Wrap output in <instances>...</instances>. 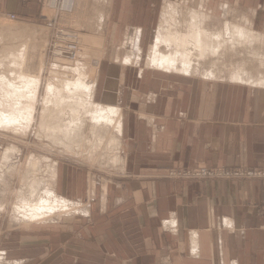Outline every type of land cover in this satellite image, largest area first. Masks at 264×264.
<instances>
[{
  "label": "crops",
  "instance_id": "0c3cea01",
  "mask_svg": "<svg viewBox=\"0 0 264 264\" xmlns=\"http://www.w3.org/2000/svg\"><path fill=\"white\" fill-rule=\"evenodd\" d=\"M206 1L218 11L213 19L237 23L236 16H243L250 21L248 29L264 36V0ZM171 2L77 4L71 27L112 44L107 51L114 61L99 66L94 99L122 112V170L117 179L90 192L84 170L57 162L55 193L75 207L81 204L83 211L51 228L13 232L5 225L0 264H264L263 181L168 175L196 167L264 170V85L148 66ZM224 8L234 15L224 18ZM40 11L41 0H0L5 21L16 14L36 22ZM181 15L186 21L188 12ZM136 37L142 39V60L120 65L128 39ZM113 48L122 55L112 56ZM263 62L246 63L254 80L264 78ZM114 66L121 68L112 75ZM107 83L116 86L113 103L103 101Z\"/></svg>",
  "mask_w": 264,
  "mask_h": 264
},
{
  "label": "rangeland",
  "instance_id": "374dc122",
  "mask_svg": "<svg viewBox=\"0 0 264 264\" xmlns=\"http://www.w3.org/2000/svg\"><path fill=\"white\" fill-rule=\"evenodd\" d=\"M82 1L75 0L76 8L77 4H80ZM171 1L169 3L171 5L180 4L176 7L179 12H172L168 8L162 18L161 28H167L166 26L173 24L175 31L182 35L187 33L188 26L192 21L191 10L200 12L204 7L207 10L213 8L211 3L206 0ZM45 4H51L50 0H41L40 17L36 22H28L18 18L11 20L8 18L10 14L7 15V21L0 19V113L9 115L23 108L22 110L20 109L19 113L16 112L15 114L17 120H20L22 118H18V116L24 115L28 111H25V108L31 107L30 109H32L34 103L37 105L34 106V108H37V113L31 124L29 120L26 124H11L7 126L10 129H3L4 125L0 126V236L3 234L2 231L5 225L13 232L30 230L32 226L36 225L51 228L55 223L65 220L70 216L73 217L75 215L74 210L77 212L83 211L84 207L80 204L76 207H71L72 209L75 208L68 213L69 215L64 212H57L55 215L33 223H28L27 219H24V216L22 214L19 215L18 211H16L23 200L22 196L28 201H36L37 198L42 197L40 194L45 192L46 189H53L54 170L57 162L72 164L84 170L88 182L87 190H90V192L93 188L94 190L96 188L101 189V186H105L110 181L117 179L118 174L122 170V143L120 136H118L117 140L115 125L110 126V129H108L94 122L92 114L95 113L96 107L93 106V103H98L95 99H93V103H89V99L86 100L87 103L83 100L80 102L81 105L84 104L82 106H78V100L77 105L74 101L68 102L64 100L61 106L65 107L63 110L60 109L61 111L52 106V104L56 105V101H46L48 96L47 86L52 85V83L58 85L61 89L65 87L66 83H74L79 73L85 72L84 70H86L87 75L91 73V76L95 78L101 63L104 66L110 60L114 61L113 59H108L111 52L107 51L111 49L112 44L109 46L106 43L105 37L88 36L79 26L76 27L75 25L74 28L71 27L70 19H72V15L76 12L75 8L71 15L65 16L66 18L63 19V22L65 26L78 30L80 33L81 58L78 63L73 64L54 59L50 50L53 31L47 27V19L53 17L54 12ZM187 4H191L192 6H186ZM187 12V20L181 21V14L184 15ZM223 13L225 14L224 18L234 15L231 14L232 12H228L227 8H224ZM226 13H230V15ZM175 14H177V19L172 18ZM236 18L237 23L235 21L229 23L233 27L231 29L232 33H235L233 34L234 40L228 42L224 39L222 47L226 49L223 52L221 51V54L217 58H215L217 55L212 53L203 58L200 57L199 59H202V61L198 64V67L192 70L193 76L215 80H231L233 74L245 73V76L251 79V81L264 79L254 80L252 77L254 75L250 74L253 71L245 67L246 63L249 62L264 61V52H259L260 48L264 49V36L262 37L256 31L248 29L247 26H250L248 19H243V16H236ZM238 18L243 19V21ZM208 21L204 24L206 29L210 31L221 30L223 34L227 20H215L211 17V20L208 19ZM239 28L244 30V35L238 38L237 30ZM243 40L246 42V45L243 44ZM125 43L126 40H124ZM126 48L127 53L125 55L131 54L135 50L132 49L131 51L129 46ZM171 48L164 47L163 51L170 53L172 51ZM112 50V56L122 55V51H119L120 49L115 48L114 50L113 48ZM117 50L119 53H117ZM22 53L24 60L20 58ZM147 53H145L146 56ZM150 54L151 50L148 57H150ZM146 56L145 58L147 59ZM214 59L217 61L215 65L210 62ZM147 61L149 62L148 59ZM20 64H23L25 67V69L23 67L24 73L30 71V74L41 77H39L41 85L38 90L37 99L35 96L31 98L33 95L26 91H24L23 97H20L21 95L13 89L16 85H18L17 87L21 86L22 80L17 78L22 71L19 67ZM27 66L31 68L27 69ZM262 70L264 72V69ZM106 89L107 94H104L103 101L109 103V98L116 91V86L112 90L108 89V87ZM66 98L70 99L68 96ZM70 104L71 107H68ZM40 123L44 125L43 128ZM20 125L23 127H20ZM68 127L71 128L70 136L64 132ZM54 128L56 132L52 131ZM72 128L76 131H72ZM172 171L169 172V177H172L170 176ZM33 190L36 193L31 194ZM20 194L22 195L20 196ZM70 203L75 204L71 201Z\"/></svg>",
  "mask_w": 264,
  "mask_h": 264
},
{
  "label": "bare ground",
  "instance_id": "6f19581e",
  "mask_svg": "<svg viewBox=\"0 0 264 264\" xmlns=\"http://www.w3.org/2000/svg\"><path fill=\"white\" fill-rule=\"evenodd\" d=\"M177 6L178 5L174 4L168 7L172 8V12L174 11L179 12V10L176 9ZM191 12H192L191 14L192 21L190 22L187 33L185 35H182L181 33L176 32L175 26L173 24L166 26L167 28H163V29L160 28V30L158 31L156 40H154L151 45V54H150V57H148L149 63L151 65H148V66H151L154 69L161 70L164 72L192 76L193 75L192 70H194L195 67H198L199 66L198 64H200V62L202 61V59H199L200 57L203 58L209 53H212V54H216L217 56L215 58H217L221 54V51L223 52V50L226 49L222 47V44L224 43V39H226V41L228 42H232V40H234L235 37L233 38V34L235 33L234 32L232 33L231 29L233 27H231V25L229 24V21L225 23L223 34L221 33V30L210 31L204 27V24L207 23L208 19L211 20V17H213L212 16L214 13L213 8L211 10L210 8L209 10H207V8L205 9L204 7L203 10L200 12L196 10L194 11L191 10ZM172 18L177 19V14H175V16H172ZM237 31H238V38L243 37L244 30L239 28ZM127 42H128L127 46H129L130 49H135V50L133 51V53L123 56V58L120 59L121 60L120 65L122 66L123 65L124 66L138 65V62L142 60L140 56L142 53V50H141L142 39H140V37L139 38L138 37L129 38ZM248 42L250 41L248 40ZM243 44L246 45V42L244 41ZM190 46H193V47H190ZM164 47H168V48L172 47L171 48L172 51H170V53L164 52L163 51ZM22 55L23 53L21 54V56L20 55L19 56L22 60H24V57H22ZM210 62L213 63V65H215L217 61L214 59L213 61H210ZM23 64L19 65L22 71L17 76L18 79L22 80L21 86L17 87L18 85L14 86L13 84L14 86L13 89L15 92H18L21 95L20 97H23V95L25 94L24 91H26L27 93H30L31 95H33L31 96V98L35 96V98L37 99L38 94H39L38 90L40 89V85H41V81H40L41 77L38 75L30 74L29 73L30 71L28 73H24ZM29 67L30 66H27V69H29ZM119 68L121 67L119 66L112 67L113 74H115L116 72L119 73L120 71ZM84 71L85 72L83 73L79 71L81 74L79 73V76L74 83H71V82L66 83L65 87H62L61 89L58 87V85L54 83H52V85L50 84V86L48 85L47 86L48 96L46 98V101L47 102L56 101V105L52 104V106L56 107V109H59V110L64 109L65 106H61L62 101L64 100L68 102L74 101L76 105L78 103L77 102L78 100L79 101L78 106L84 105V104L81 105L80 102H82L83 100L86 101L87 99L90 100L89 103L90 102L93 103V99L95 97V80L93 78L94 76H91V73L87 75L86 70ZM232 76L233 77H231L232 78L231 80H234L236 82H240V81L246 82L247 80V81H250L251 83H254V85H260V86L264 85V79L260 81H253V80L251 81V79L249 78L247 79V77L245 76V73L233 74ZM106 87H108V89L110 90L115 88L114 84L112 83L107 84ZM104 94H107V91ZM66 96H68L70 99H67ZM114 98H115V95L113 94L109 98V101H110L109 103H113L115 101ZM31 102L33 103L32 100ZM29 104L31 105V103ZM35 105L36 103H34L32 109H30L31 107L25 108L24 110L25 111L28 110V111L25 112L24 115L21 114L18 116V118H22L20 120H17L15 114L16 112L19 113L20 109L22 110L23 108H20L19 110L14 111V113H11L9 115L0 113V126L4 125L2 127L3 129L4 128L10 129V128H7V126H10L11 124H21V123L26 124V122H28L29 120L31 124L34 120L35 114L37 113V108L36 107L34 108ZM93 106L96 107L95 113L92 114V116H94V122L97 125L103 126L104 128H108V129H110L109 128L110 126L115 125L116 126L115 133L117 134L116 138L118 140V136H120L122 133V112L121 110L118 107H114V106L103 107L102 104L101 105L98 103L96 104L95 102L93 103ZM68 107H71V104L68 105ZM40 125L42 128L44 127V125H42L41 123ZM20 127H23V126L20 125ZM52 131L56 132L55 128ZM72 131H76V130L73 129ZM64 132L66 133V135L70 136L71 128L68 127L66 131ZM33 193H36V192L33 190L31 194ZM21 195L22 194H20V196ZM40 195L42 197L41 198L39 197V199L37 198L36 201L34 200L28 201L25 199L24 196H22L23 200L21 201L20 205L16 209L19 215L22 214L24 216V219H27L28 223H33L41 219H46L47 217H50L51 215H55L57 212H64L65 214H68L69 212L73 211L75 208L74 207L72 209L71 207H73L74 204H71L69 200L60 198V196H58L55 193V191L51 188L46 189L45 192L41 193ZM74 212H77V211L74 210Z\"/></svg>",
  "mask_w": 264,
  "mask_h": 264
},
{
  "label": "built area",
  "instance_id": "2783aa9c",
  "mask_svg": "<svg viewBox=\"0 0 264 264\" xmlns=\"http://www.w3.org/2000/svg\"><path fill=\"white\" fill-rule=\"evenodd\" d=\"M50 2L51 4L45 5L54 12V16L47 19V27L53 31L51 54L54 59L71 64L78 63L82 52L80 33L78 30L65 26L63 22L65 16L74 12L75 0H50ZM8 18L15 20L17 16L10 14ZM170 176L187 180H258L264 182V170L245 167L175 169L170 173Z\"/></svg>",
  "mask_w": 264,
  "mask_h": 264
}]
</instances>
